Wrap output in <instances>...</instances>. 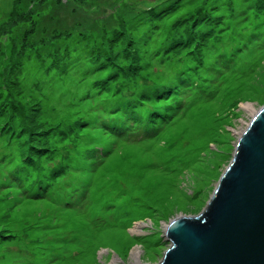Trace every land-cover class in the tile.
Segmentation results:
<instances>
[{"label": "rangeland", "instance_id": "374dc122", "mask_svg": "<svg viewBox=\"0 0 264 264\" xmlns=\"http://www.w3.org/2000/svg\"><path fill=\"white\" fill-rule=\"evenodd\" d=\"M262 105L264 0H0V264L160 262Z\"/></svg>", "mask_w": 264, "mask_h": 264}, {"label": "water", "instance_id": "95a60500", "mask_svg": "<svg viewBox=\"0 0 264 264\" xmlns=\"http://www.w3.org/2000/svg\"><path fill=\"white\" fill-rule=\"evenodd\" d=\"M170 243L160 262L264 264V105L234 146L204 209L177 216L163 230Z\"/></svg>", "mask_w": 264, "mask_h": 264}, {"label": "trees", "instance_id": "16d2710c", "mask_svg": "<svg viewBox=\"0 0 264 264\" xmlns=\"http://www.w3.org/2000/svg\"><path fill=\"white\" fill-rule=\"evenodd\" d=\"M173 2L170 3V5L172 4ZM199 12L195 15L194 17V24L193 26L198 22L200 21L202 18V16L200 15L199 16ZM192 36L195 35V33L191 32L190 33ZM207 33H204L202 36L204 37ZM195 37V36H194ZM119 58V57H118ZM117 58V59H118ZM121 58V57H120ZM137 67V65L133 62L128 66V69L131 70L130 72H132V70H135ZM122 72V71H121ZM133 74V73H131ZM175 96L177 97V93L175 94ZM171 104V103H170ZM168 104V105H170ZM142 106H144V104H140ZM142 121L141 118L139 117H134V118H130V120H125L123 122L124 125L120 126L118 124V127L114 126L111 124V122L108 120V118L106 119H101L100 120V124L103 126V129L105 130H113L115 131L118 135H121L122 136V133H129V134H135V137H136V133L139 132L138 129L137 131L135 130V128H130L132 126V124H138ZM32 123V122H31ZM120 123V122H119ZM8 124V122H7ZM139 125V124H138ZM125 126V127H124ZM9 127L11 128L12 126L9 125ZM150 127V125L147 126V130L148 128ZM6 129V128H3V130ZM44 130V129H43ZM42 130V131H43ZM140 130V129H139ZM13 131H11L9 133V137L10 135L12 134ZM14 133V132H13ZM29 135H37L36 131L32 132L31 129H29ZM37 143V142H36ZM87 142L86 141H82L80 142V146L81 145H85ZM93 143V142H92ZM96 144V141L94 139V143L93 145ZM35 145L33 144H28V147H27V150H25L24 152H20V155L24 158V160L28 159L29 162H32L33 161V158L35 157V155L33 154H30L27 153L28 151H32L34 153H41V151H39V149H36L34 147ZM95 146V145H94ZM34 150V151H33ZM44 150V148H43ZM85 153H88V155H90L89 157H87V160L91 159L92 162H93V159L94 158H98V160H100L101 156L103 157V155L106 153V151L104 150V148L102 147H99V148H96V147H92V145H89L88 149L84 150ZM27 153V154H26ZM95 161V160H94ZM96 163V162H95ZM21 170V169H20ZM64 170V171H63ZM65 171H69V167L68 166H62L61 168L60 167H56L54 168L52 171H51V177L49 178V181L48 183L45 182V180L43 178H39V177H24V178H19V177H16L14 176L15 179H13L11 181L12 184H15L18 186L19 189L22 190V192H28L30 193V190L32 191H38L36 193H34L33 195H43V194H46L45 192H49L52 188V186H55L57 188V185H60L62 181H57L58 179V176L57 177H54V175L56 174H60V177H63L65 174ZM16 174H19V175H23V174H27V171H19L17 172ZM54 177V178H53ZM26 179L27 180V185H24V182L23 180ZM20 180V181H19ZM50 183L52 185H50ZM72 184V183H71ZM23 185V186H22ZM30 189V190H29ZM44 191V192H43ZM67 204H70L71 202L70 201H67L66 202Z\"/></svg>", "mask_w": 264, "mask_h": 264}, {"label": "bare ground", "instance_id": "6f19581e", "mask_svg": "<svg viewBox=\"0 0 264 264\" xmlns=\"http://www.w3.org/2000/svg\"><path fill=\"white\" fill-rule=\"evenodd\" d=\"M244 107H247L248 108V105H245ZM255 112H253V114H254ZM247 124H248V122H247ZM138 227H139V224H137L136 225V227H135V229H133L134 231H136V232H138L139 230H138ZM132 258H133V260L137 263V264H139L138 262H139V259H138V251L137 250H133V252H132Z\"/></svg>", "mask_w": 264, "mask_h": 264}]
</instances>
